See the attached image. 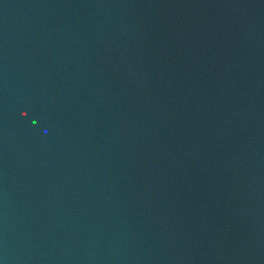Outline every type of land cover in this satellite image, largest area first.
<instances>
[{
  "label": "water",
  "instance_id": "obj_1",
  "mask_svg": "<svg viewBox=\"0 0 264 264\" xmlns=\"http://www.w3.org/2000/svg\"><path fill=\"white\" fill-rule=\"evenodd\" d=\"M0 264H264V0H0Z\"/></svg>",
  "mask_w": 264,
  "mask_h": 264
}]
</instances>
